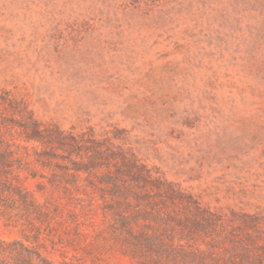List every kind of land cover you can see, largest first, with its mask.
<instances>
[{
  "label": "rangeland",
  "instance_id": "1",
  "mask_svg": "<svg viewBox=\"0 0 264 264\" xmlns=\"http://www.w3.org/2000/svg\"><path fill=\"white\" fill-rule=\"evenodd\" d=\"M0 124L25 160L0 172L5 257L201 264L205 230L148 247L117 221L134 213L106 175L142 192L135 158L182 193L173 218L192 200L221 219L209 264H264V0H0Z\"/></svg>",
  "mask_w": 264,
  "mask_h": 264
},
{
  "label": "trees",
  "instance_id": "2",
  "mask_svg": "<svg viewBox=\"0 0 264 264\" xmlns=\"http://www.w3.org/2000/svg\"><path fill=\"white\" fill-rule=\"evenodd\" d=\"M33 125L34 135L29 136L28 140H34L39 136L38 134L40 132V129L38 123L33 122ZM2 130L3 125L0 124V172H10L13 169V163H16L18 165V168L21 169L24 165L25 160L19 153V147L13 141L5 139ZM57 135L59 137L62 136L61 133H58ZM60 142L61 144H63V142H66L65 138L61 137ZM70 142V146L72 148L75 147V145L79 144L76 139H72L70 140ZM95 155L102 156L103 152L101 150H96ZM127 162V168L129 169V172H133L130 176L131 179L135 180L138 184L141 183L145 185L143 189H146H142L141 192L138 191L133 185L125 186L122 177L120 175H116L115 173H109L108 175H106V178H109L110 181H108V183L106 184V186L103 187V189L106 192L104 193V196H116V202H118L116 203L117 205L123 204L124 206L131 209L134 213L133 216L132 214H128L125 211L116 209L119 213L116 214L117 218H119L117 221L123 228L127 230L128 237L134 240L135 242H140L148 247H151L153 241L158 240L157 237H160L161 233H173L175 232V227L177 226H180L184 230L181 232L182 235L185 233V230L188 229V231L186 232L191 234L189 241H193V238L197 236H194V234H196L194 233L195 231L203 229L205 230V235L210 238L209 241L206 243L208 247L206 249H202L199 246L193 247L190 245L189 254L192 257L200 258L201 264H209L210 259L207 255L213 256L214 254H216L214 251L215 249L213 247L215 239L220 238L219 234L222 233L221 229H223L224 227V224L223 222H221V219H219L216 214L201 208L200 205H198L192 200L190 201V204L192 205L184 209V215L179 216L178 214H175L174 219L173 215L169 212V209L165 206V204L167 203V200L165 199H170L173 195L180 196L182 195V193H180L179 190H175L173 188V185L170 183L167 184L168 189H161V186L166 185V182L162 181L160 178L153 177L151 171L147 169L145 165L140 163L139 160L134 158L133 160H129ZM81 170L82 169H76V171L78 172ZM153 182H155L156 185H153ZM147 186L152 188H150L151 191H149ZM153 188H157V194H160L159 200L157 201L152 199L151 194H156L154 193ZM130 196H134L135 202L131 201ZM21 201L22 203L29 202L24 196H22ZM139 214L146 215V217L143 216V218L144 220L148 221V224L144 225L146 229L141 230L140 232H136L135 227L138 225V219L136 220V218L134 219V217L135 215L138 216ZM148 216H150V218ZM155 224H158L157 228L154 227ZM149 228H151V230L153 231H150ZM184 240L185 239L181 238L180 244ZM232 246L230 248L223 247L222 251H224V253H229L231 248H233ZM5 254L6 250L4 246L0 244V264H33V262L35 261V257L33 256L26 257L23 255H18L13 258H7L4 256ZM36 260H38V264H50L47 260L38 255L36 257Z\"/></svg>",
  "mask_w": 264,
  "mask_h": 264
}]
</instances>
